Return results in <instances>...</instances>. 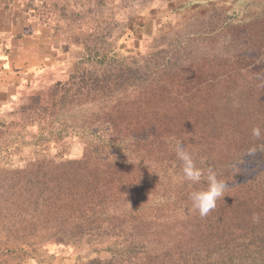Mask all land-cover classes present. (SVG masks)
I'll use <instances>...</instances> for the list:
<instances>
[{"label":"trees","instance_id":"obj_1","mask_svg":"<svg viewBox=\"0 0 264 264\" xmlns=\"http://www.w3.org/2000/svg\"><path fill=\"white\" fill-rule=\"evenodd\" d=\"M5 1L0 0V6L6 9L21 3L10 0L5 5ZM221 1L212 5L215 0H166L164 6L171 11L211 9L213 22L207 27L219 34L217 45L230 46L234 61L215 62L211 79L209 74L198 76L194 70L198 62L183 64L178 68L182 76L171 78L168 88H158V93L152 94L143 65L152 63L161 72L167 58L160 51L167 47L147 53L139 48L135 56H116L85 45L86 66L56 76L43 94L30 92V104L21 105L17 117L0 119V148L17 143L33 149L25 167L0 171V206L6 207L12 224L24 225L43 217L41 220L53 229L51 242L94 245L91 257L82 264H264V127L260 139L253 137V127L246 126L242 117L251 107L245 108L239 98H229L226 104L225 96L234 88H243L247 100V93L249 96L253 88L262 87L263 91H257L260 104L255 113L264 115V0H258L257 7L244 14L243 22L231 21L226 6H222L228 0ZM32 4L26 16L36 30L26 29L25 34L42 28L55 33L60 23L54 10L46 1L37 7ZM190 13L187 21H198L199 15ZM153 26L157 30L151 40H163L170 31ZM243 26L252 28L249 40L244 32L232 31ZM257 28L261 31L256 32ZM16 36L10 34L9 38ZM1 41L0 56H6V37ZM235 41L237 45L232 44ZM197 77L209 83L203 88L212 86L216 101L212 120L208 118L209 107L190 102L199 101V80L194 83ZM31 128L35 137L29 136ZM140 129H154L153 141L161 145L147 148ZM72 139L81 146L77 158H68ZM177 140L193 154L198 166L212 168L228 185L206 218L193 210L189 199V193L206 186V181L202 178L192 184L183 179L174 150ZM127 173L133 176L129 182L124 177ZM114 189L115 196H111ZM148 202L150 209L161 214L156 226H165L167 233L175 231L173 226L179 231L159 237L150 226V230L137 231L128 238L110 240L122 234L116 213L138 211ZM175 213L179 218L171 217ZM254 214L259 215V222H254ZM58 219L69 222L67 239L53 225ZM200 223L209 236L205 245L179 247L183 230H197ZM106 241L101 248L95 246ZM174 246L179 249L173 250ZM55 257L49 253L50 259Z\"/></svg>","mask_w":264,"mask_h":264},{"label":"rangeland","instance_id":"obj_2","mask_svg":"<svg viewBox=\"0 0 264 264\" xmlns=\"http://www.w3.org/2000/svg\"><path fill=\"white\" fill-rule=\"evenodd\" d=\"M42 1H46L47 5L54 10L60 28L55 33H51L46 29L42 33L33 31L34 41L29 40V42L22 45L25 54H20V50L16 45L9 44L8 59L6 60H17V64L13 67V64L9 65L7 62L5 68H9L8 74L4 76L5 78L0 79V85L3 86L0 88V119L6 120L17 117L20 106L30 104V92H34V95L43 94L50 82L57 78L56 76L62 77L86 66L83 59L86 53L88 54L85 45L89 48H95L99 52H109L116 54V56H121L123 53L134 54L135 56L139 48L143 53H147V51L151 52L158 48L167 47L168 50L160 51L161 56L165 55L167 58V64L160 67L163 68L161 72L152 63L148 62L143 65L149 74L150 83L147 86H149V91L152 94L158 93L156 91L158 88H168L166 86L169 80L181 75L178 70L180 65H190L198 62L194 65V70L198 73V76L202 77V75L209 74L208 78L211 79L212 65L216 66L215 62H234L230 46L225 45V48H222L220 44L217 45L219 34L214 31L211 32L207 27L210 22H213L211 9L201 10L199 8L193 11H182L179 8L171 11L169 8L164 7L166 0H21L22 5L17 3L18 7L6 9L1 6L4 14L2 12L0 18L4 21L0 22V28H5L10 34V30H13L17 35L14 38L25 37L23 34L26 33V29L29 31L36 30V25L28 22L26 10L30 3L33 2L32 5L37 7ZM205 1L202 0V3ZM9 2L11 1L6 0L3 4L8 5ZM257 2L258 0H228L222 6H226L227 10L225 12L230 15L231 21L243 22L244 14L257 7ZM221 3H223L221 0H215L212 5ZM188 7L189 5L185 8ZM190 12H192V16L199 15L198 21L193 20V18L187 21L191 16ZM185 13L187 16H184ZM173 16H176V18L173 19ZM23 22L27 24L23 26ZM14 24L18 26L12 29ZM153 24L160 25L161 30H170L167 31V36L163 40L159 38L150 39L152 33L157 30ZM132 25H134L133 29ZM136 26L140 28L139 32L135 30ZM222 28L226 30V27L222 26ZM259 28L255 29L256 32L261 31ZM249 29L252 28L243 26L240 29H232V31L244 32L246 34L245 38L249 40L251 38ZM19 31H23V34H17ZM5 33L2 34L3 37L10 35ZM232 44L237 45L238 43L235 41ZM25 66L29 68H22ZM198 80L199 84L196 88H201L197 91L200 94L199 101L190 102L192 104L196 103V105L199 104L201 107H209L208 118L212 120V106L216 103L213 100L212 86L203 88L205 85L208 86L209 83H204L199 77L194 83ZM192 85L194 87L195 84L192 83ZM242 89L234 88L230 94H226V104L229 98H239L245 108L251 107L250 112L245 109L247 114L242 115L246 121L245 125L264 127V115L255 113L260 104L258 93L263 91V88H253L249 96L247 93V100H245L246 96L242 93ZM257 91L259 92L257 93ZM171 95L172 93L169 94V96ZM171 101H173V98ZM165 108L164 105L162 110H165ZM209 123V121L205 122L206 125H209ZM138 128H140L139 124ZM239 128L241 127L239 126ZM34 130V128L29 129V136L35 137ZM139 132L147 148L157 149L161 145L162 142L153 141L154 129H140ZM72 144L68 158H77L81 154V146L75 139H72ZM32 151V147H18L17 143L1 147L0 171L25 167L27 164L26 157L29 154L31 156ZM131 175L129 173L124 175L128 178V182L133 178ZM104 188L108 190L110 187ZM115 192L114 189L111 196H115ZM82 201L83 198L80 199V202ZM149 205L150 202L143 205L138 211L127 209L117 212V220H121L122 234L110 240L118 241L121 238H128L137 231L142 232L147 228L150 230V226L153 227V232L158 233L156 235L159 237L160 235L164 237L171 236L179 231L173 226L175 231L167 233L165 226H156L157 217L161 214L155 213L157 211L150 209ZM1 208L0 206V264H82L91 257L89 253L94 245L75 247L71 244L51 242L54 235L53 229L46 226L44 221L41 220L43 217L31 219L26 224L18 226L12 224L11 216L7 213L6 207ZM179 215L175 213L171 217L176 216L179 218ZM58 222V224L52 223L56 230L67 239L68 220L58 219ZM49 223L51 224V222ZM199 226L201 228L197 230L188 229L189 227L185 228L183 230L185 236L182 237L178 246L183 247L184 245H195L197 243L205 245L209 236L203 224L200 223ZM106 243L108 241L98 243L95 246L101 248ZM178 246H174L173 250L179 249ZM49 253H54L56 257L50 259Z\"/></svg>","mask_w":264,"mask_h":264},{"label":"clouds","instance_id":"obj_3","mask_svg":"<svg viewBox=\"0 0 264 264\" xmlns=\"http://www.w3.org/2000/svg\"><path fill=\"white\" fill-rule=\"evenodd\" d=\"M252 136L256 139L262 137V130L259 126L252 128ZM174 150L178 160L181 162L183 179L198 184L202 178L206 181V186L193 190L189 193V199L192 208L198 212L201 218H206L217 207V200L222 199L225 195V189L228 187L227 183L219 179L217 173L212 169H204L197 165L193 154L185 149L184 143L177 140L174 144ZM255 149H252V153ZM129 203V202H128ZM129 206L131 207L130 203ZM259 215L254 214V222H259Z\"/></svg>","mask_w":264,"mask_h":264},{"label":"crops","instance_id":"obj_4","mask_svg":"<svg viewBox=\"0 0 264 264\" xmlns=\"http://www.w3.org/2000/svg\"><path fill=\"white\" fill-rule=\"evenodd\" d=\"M21 4V3H20ZM18 4H16L15 5V7H18L17 6ZM20 8V7H19ZM15 11V10H14ZM3 12V14H4V10H2V8H1V6H0V14ZM28 20V19H27ZM2 21H4V19H2V18H0V22H2ZM27 23H25V22H23V26L24 25H26ZM18 25H16V24H14V26H13V28L12 29H15L16 27H17ZM45 28H42L41 30H39L38 32H40V33H42V31L44 30ZM47 30V29H46ZM11 31V34L12 35H15V32L13 31V30H10ZM4 32H6L5 34H7L8 32L6 31V29L5 28H3V27H1L0 28V41H1V37H2V34L4 33ZM20 34V33H22L23 34V31H19V32H17V34ZM10 34V33H9ZM25 37H18V38H9V35H5L6 36V41L4 42V44L6 43V45H8L9 46V44H12V45H16L17 47H18V49L20 50V54H25V52H24V48H22V45H24V43H26V42H29V40H33L34 41V38H35V36H34V33L31 35H27V34H23ZM39 34L37 33V36H38ZM1 44H2V41L0 42ZM6 59H8L7 58V55L6 56H0V79L1 78H3L4 76H6L8 73V71H9V68H5L6 67V64H7V62H8V64L9 65H11V64H13L12 66L13 67H15V65L17 64L16 63V61L15 60H12V61H9V60H6ZM13 62V63H12ZM25 62H26V60H25ZM27 63V62H26ZM27 64H29V63H27ZM17 67H19L18 65H17ZM19 68H21V67H19ZM22 68H29V67H27V66H25V67H22ZM5 78V77H4ZM7 78V77H6ZM3 86H1L0 85V88H2Z\"/></svg>","mask_w":264,"mask_h":264}]
</instances>
